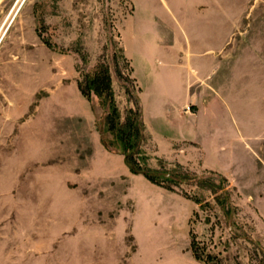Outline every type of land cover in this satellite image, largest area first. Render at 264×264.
Returning <instances> with one entry per match:
<instances>
[{
  "label": "rangeland",
  "instance_id": "1",
  "mask_svg": "<svg viewBox=\"0 0 264 264\" xmlns=\"http://www.w3.org/2000/svg\"><path fill=\"white\" fill-rule=\"evenodd\" d=\"M189 42L237 114L235 161L207 156L231 174L167 121ZM100 61L122 116L143 111L134 158L180 176L130 170L105 99L78 87ZM0 264H264V0H0Z\"/></svg>",
  "mask_w": 264,
  "mask_h": 264
},
{
  "label": "crops",
  "instance_id": "2",
  "mask_svg": "<svg viewBox=\"0 0 264 264\" xmlns=\"http://www.w3.org/2000/svg\"><path fill=\"white\" fill-rule=\"evenodd\" d=\"M177 49L178 61L172 66V70L175 71L174 84L172 88L166 90L167 97L170 98L167 121H174L194 130L192 137L183 138L181 141H188L201 149L206 168L231 174L232 172L228 173L208 163L207 157L212 152L219 159L235 161L232 154L227 151L228 141L223 128L226 127L227 122L235 127L237 121V114L227 105L228 102L223 97L221 88L216 85L218 82L213 80L216 70L211 74L212 67L207 54L210 44L189 42L177 46ZM181 49L184 52H181ZM181 58L185 61L183 62ZM211 140L214 141L213 146ZM133 232L138 238L134 225ZM191 261L193 263L194 259Z\"/></svg>",
  "mask_w": 264,
  "mask_h": 264
},
{
  "label": "trees",
  "instance_id": "3",
  "mask_svg": "<svg viewBox=\"0 0 264 264\" xmlns=\"http://www.w3.org/2000/svg\"><path fill=\"white\" fill-rule=\"evenodd\" d=\"M119 52L121 53V59L126 63H129L122 47H119ZM80 56L82 61L86 63V56L81 53ZM116 71L122 78H124V75L120 72L118 64H116ZM80 77L81 78L78 80V87L81 94L87 100H91L92 94L94 93L97 96H103L108 104L109 112L105 118V125L106 128L109 131H112L122 142V148L130 170L133 173H142L147 179L155 184H160L159 177L162 175L166 180L176 177L177 170L168 168L163 161H160V167L158 168L152 169L149 167L147 168V166L141 168L140 164L143 165L142 161L144 158H134L136 155L137 157H140L138 155L143 154L140 142L145 140L146 126L143 121L141 107L137 101L134 102V108H130L126 111L125 116H122L114 96L110 66L103 61H100L93 72H83ZM109 145L111 146L112 144ZM128 151L130 152L128 153ZM197 257L200 258L199 256Z\"/></svg>",
  "mask_w": 264,
  "mask_h": 264
}]
</instances>
